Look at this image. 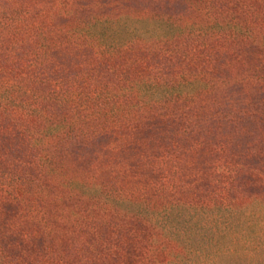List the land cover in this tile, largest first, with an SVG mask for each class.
<instances>
[{
	"label": "trees",
	"instance_id": "1",
	"mask_svg": "<svg viewBox=\"0 0 264 264\" xmlns=\"http://www.w3.org/2000/svg\"><path fill=\"white\" fill-rule=\"evenodd\" d=\"M0 264H264V0H0Z\"/></svg>",
	"mask_w": 264,
	"mask_h": 264
}]
</instances>
